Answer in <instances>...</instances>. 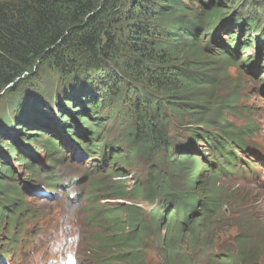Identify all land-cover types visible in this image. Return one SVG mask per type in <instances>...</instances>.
I'll use <instances>...</instances> for the list:
<instances>
[{
  "label": "trees",
  "instance_id": "trees-1",
  "mask_svg": "<svg viewBox=\"0 0 264 264\" xmlns=\"http://www.w3.org/2000/svg\"><path fill=\"white\" fill-rule=\"evenodd\" d=\"M249 1L237 13L245 0H212L213 11L206 0H0V240L24 211L18 168L40 170L17 143L36 146L31 119L55 111L50 123L79 129L78 145L99 159L83 251L91 264H153L151 248L159 264L263 263L258 209L234 184L258 127L228 120L240 100L219 65L236 57L211 33L231 34L238 55L237 27L255 36L243 52L263 50L264 11L254 14L263 3ZM226 10L236 25L221 24ZM111 95L122 126L114 143L98 115ZM40 137L47 163L65 160L53 137ZM140 163L150 168L135 178Z\"/></svg>",
  "mask_w": 264,
  "mask_h": 264
},
{
  "label": "rangeland",
  "instance_id": "rangeland-1",
  "mask_svg": "<svg viewBox=\"0 0 264 264\" xmlns=\"http://www.w3.org/2000/svg\"><path fill=\"white\" fill-rule=\"evenodd\" d=\"M212 0H206L205 7L207 11H213L215 9L212 4ZM262 4V11L258 10L256 16H259V13H263L264 11V0H260ZM250 1L245 0L244 4L241 5L237 10V13H240V11H244L247 8V5ZM199 6H201L199 4ZM236 8V7H235ZM252 8V7H251ZM250 10V8H248ZM235 11H228L226 10L225 15L228 16L226 20L223 21L221 24L224 23L228 24L230 22L231 26L236 25V22H234V16L233 14ZM220 25V24H219ZM235 31L233 34L238 35V44H236L234 47H238L240 45V50H238V55L234 50H230V48H233L232 44L230 43V36L228 33H223L217 30H214L212 33L213 36V42L216 41L218 44H227L224 45L226 48V51L229 55H233L235 60L232 62H224L219 65V69L224 75V81L226 82L227 91L231 92L232 94L236 95L237 98L240 100L239 104L237 106L236 112L237 114H231L234 115V117H230V121L234 122L236 125H242L245 123V120H248L250 122H254L259 130V135L256 138V142H258L261 145L262 148V154L264 155V69L260 71V68L264 65V49L261 50L258 43L256 42L255 46L246 51L243 52V44L248 40L250 33L246 32L245 30H240L239 28L235 27ZM212 31V30H211ZM252 37V40H254L255 36L250 35ZM236 38V39H237ZM254 43V42H252ZM229 44V46H228ZM214 45V44H213ZM230 63L235 64L234 66H229ZM251 63V64H250ZM252 67V68H251ZM104 109L101 110L98 115L102 117V123L105 130L104 137L106 139H110V142H115V140H118L120 137L119 134L122 132V126L112 121V116L115 117V115L111 114L110 111L108 112L109 108L112 110L116 106V102L112 99V95L109 99H107L104 103ZM5 110H7V106L4 107ZM47 111V109H45ZM54 111V110H53ZM57 113L54 111V118L53 117H46L42 118L39 115L38 118H35V116L31 119L32 123L37 124L41 127H45L46 130H49L48 132L37 129V128H30V132L36 134L38 138H35L40 142L42 138L39 136L42 134H50L52 132L53 126L50 122H55V119L57 117ZM38 120V121H37ZM50 121V122H49ZM29 122V121H28ZM56 123V122H55ZM42 130V131H41ZM103 131V129H102ZM15 137V136H14ZM30 140L33 141L32 138ZM57 141H60V139H57ZM63 145V144H62ZM22 153V152H21ZM75 154H78L77 151L74 150ZM23 154V153H22ZM68 155L70 156V153L68 152ZM27 158H30L27 156ZM16 160V159H15ZM18 165V161H15ZM99 159L97 158V161ZM90 162V160H88ZM261 164V169L259 172H257L258 175V181L255 184L254 187L252 186H246L239 182H234L235 186L239 188V192L237 196L240 198L249 200H254L255 202V209H258L255 211V213L258 215V218L261 223L260 226L264 227V163L259 161ZM12 163V162H11ZM258 163V166L259 164ZM95 165V163H93ZM17 168V165H15ZM75 165L67 164L63 165L62 168L59 171V174L61 176V180L64 185L68 186L67 191L71 192L73 194V197L75 200L70 201H64V204L62 206L56 204V196L54 198H50L49 196L41 197L39 199H36L34 196H39L37 194H29L26 200H28V204L30 208L35 211L36 209L40 207H44L47 209V218L49 219V228L53 226L60 228L62 232L66 236L69 235V231H71V239L68 242L69 249H67V252L75 253L76 255H79V246H75L74 241L79 242V238L83 237L82 232V222L84 221L83 216L81 215L82 209L85 206V203L83 201V198L87 197V191L88 188H90V184L87 186H82V184H85V182L88 179H85V173H83V170L79 168V171L75 169ZM150 165L149 164H143L140 163L139 166H136L135 168H130V174L135 177L139 178L140 176L144 175V171L147 172L149 170ZM137 174V175H135ZM81 178L82 184H75V181ZM21 183L22 186H25L23 181L25 180V175L20 174V178L18 177L17 182ZM43 189V186L40 185V190ZM77 196H80L77 198ZM81 202V204H80ZM87 204V203H86ZM89 208V207H87ZM236 212H239L236 210ZM261 228V227H260ZM264 230V229H263ZM87 231L89 232V228H87ZM237 233L236 229L231 230L229 233L223 234V239H231L233 236H235ZM261 233V232H260ZM262 237L264 239V235L262 234ZM228 242V240L224 241V243ZM264 244L259 242V249L260 251H257V256L261 259H264ZM45 252L49 253L48 248L44 247ZM80 248V252H81ZM157 252H155V249L151 248L149 257L153 264H159L160 258L157 257ZM79 264V263H78Z\"/></svg>",
  "mask_w": 264,
  "mask_h": 264
}]
</instances>
